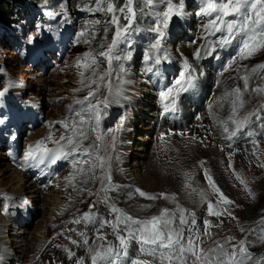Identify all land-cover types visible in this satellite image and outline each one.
<instances>
[{
	"label": "rangeland",
	"instance_id": "1",
	"mask_svg": "<svg viewBox=\"0 0 264 264\" xmlns=\"http://www.w3.org/2000/svg\"><path fill=\"white\" fill-rule=\"evenodd\" d=\"M76 1L52 0L47 10L40 9L30 20L22 17L15 20L11 14L0 12V92L3 93L0 95V134L4 131L1 128L7 126L4 137H0V225L11 224L9 231L0 233L9 236L6 238L8 249L5 247L0 251V264L7 252H15V232L24 226L30 230V235L26 236L28 243L36 240L40 231H45L48 238L43 247L28 250L24 260L26 264H57L60 260L66 261L68 245L64 244L65 250H60L54 244L58 241H55L47 247L46 243L55 234L58 233L60 239L64 233L79 227L78 231H73V241L76 243L71 241V244L79 250H86V256H91L97 250L102 251L109 244L114 250L122 252L114 229L116 217L120 215L123 219L126 213L145 220L159 215L165 208L175 214L174 227L179 226L180 208L185 210L184 215L189 222L191 214L195 213L197 223L189 226L198 231V251L206 252L219 242L229 250L235 245L239 258L238 242L245 240L252 257L245 260V264H264V240L259 238L264 236V92L256 91L264 89V68L252 71L264 64V48L244 58L247 55L241 52L243 41L247 39L244 33L235 35L232 42L224 47L209 44L211 40L219 41L226 32L210 35L209 32L213 30L205 29L210 19L220 15L219 8L211 16L202 14L208 0H184L183 8L180 7L181 0H171L173 15L167 28L162 25V13L168 10L167 0H153L152 4H148L147 0H132L135 16L130 22L125 19L130 15L127 13V0H99V3L96 0L94 6L86 4L85 9H77ZM109 2L114 6L113 13L107 12ZM213 2L219 4L221 0ZM31 3L32 0L17 1L20 14L24 5ZM98 7L104 11L97 10ZM122 7L125 8L124 13L119 11ZM113 15L118 17L119 27L128 30L112 53L113 57L120 59H113L109 63L106 57H100L98 53L106 52L112 43L117 27L111 23ZM235 18L234 14L224 17L225 21ZM62 27L72 31L71 47L64 54L60 50L47 51L43 47L44 36ZM158 27L160 30L156 31ZM158 41L159 46L153 47ZM171 48L177 49L180 54H172ZM39 49L46 51V55H37ZM86 52L96 54L97 59V63L91 64L88 69L77 64L85 59ZM197 52L199 57L196 56ZM31 55L37 56L39 63L34 64ZM129 56L130 59L127 58ZM145 56L149 59L145 60ZM42 59H47L48 63L42 64ZM162 64L166 65L165 72L174 68L170 78L173 80L175 77L174 81L180 79L182 73L185 78L191 75L189 70L198 79V82L195 79L192 81L199 86L197 96L186 104L185 113L188 116H183L188 128H180V125L173 127L171 121H164L159 126L156 121H160L155 119L151 131L145 130L150 124L147 122L150 110L157 108L161 112L165 110V105H169L170 109L175 108L176 102L172 105L171 101H176L186 92L179 91L177 95L176 85L158 89L153 79L155 73L151 70L157 67V74L161 75ZM186 64L189 70L185 68ZM199 66L208 68L210 73ZM81 71L85 77L83 84ZM89 76H92L94 83L90 82ZM243 77L248 78L247 88ZM149 79L156 89L151 93L152 106L146 99L131 96V87L151 89ZM237 88L241 95L246 96L248 104L233 112L232 102L236 97L232 93ZM169 89H173L172 95L165 100L162 93ZM89 92L95 95L88 97ZM226 92L229 95L225 100ZM105 99L108 100L107 106L102 103ZM180 100L183 103V97ZM77 101L83 103L77 104ZM192 101L196 102V106ZM98 102L100 120L97 126L89 103L96 105ZM206 103L208 108H204ZM16 104L21 106L19 110L25 117L18 128L20 139L17 138L18 133L15 135L13 132L18 122V109H14ZM69 106H72L71 110ZM198 107L201 109L198 110ZM77 113L81 116L78 117ZM250 113L253 115L249 122L238 128L236 122L244 121ZM31 114L39 120L31 119ZM230 116L232 120H229ZM80 120L86 122L81 128L87 139L80 140L81 148L75 153L79 158L72 162L69 161L70 156L61 158L62 167L58 176L45 186L38 184L43 188V193H40V201L36 202L38 207L31 205L38 210V215L34 220L32 215H28L30 222L16 221L18 208L13 206L15 201L21 202L17 198L21 190L14 195L11 193L15 185L23 182L17 180L12 185V179L2 174L5 166L14 164L5 154L8 141L14 137L24 159L29 148L34 149L40 141H44L42 147L50 150L66 144L68 133L64 122L71 126L73 122L79 124ZM175 120L179 123L177 118ZM233 132L235 135H232ZM243 132L247 133L240 135ZM253 135L256 141L245 144L247 136ZM61 136H65L64 141L60 140ZM144 137L150 140L144 141ZM137 146L143 149L133 150ZM83 148H88L90 155H86ZM97 156L103 157V168L93 167L98 164ZM129 157L131 160L143 158L149 161L156 157L158 165L154 169L148 168L151 173L145 180L135 181L124 170ZM85 160L88 162L84 163ZM74 161H79L75 168ZM17 171L24 172L21 165L15 167L14 173ZM205 171L212 177V183L232 203L220 199L219 193L207 180ZM25 176L29 178L26 173ZM70 177H73L71 182ZM105 188L107 191H103ZM136 189L143 190L146 196L141 197ZM249 190L253 195L249 194ZM118 199L123 202L119 203ZM206 203L213 205V212L225 215L230 212L231 217H227L223 223L209 221L211 215ZM55 205L60 206L55 208ZM112 206L122 211L113 213ZM9 209H14V216H11ZM51 211L57 214V221L47 225ZM21 212L27 213L24 207ZM85 212L94 213L96 219L85 222L82 219ZM77 219L81 220L79 224L74 222ZM205 220L210 222L207 228ZM119 227V235L126 237L124 225ZM228 238H232L230 243H226ZM85 239L88 240L86 245L83 243ZM89 248L92 249L91 253ZM18 253L16 251L12 256L15 258ZM128 256L146 260L149 264H159L158 259L141 254L136 240L130 242ZM189 263L192 264L191 261ZM83 264H91V261H83ZM100 264L104 262L100 261ZM165 264L169 262L165 261Z\"/></svg>",
	"mask_w": 264,
	"mask_h": 264
},
{
	"label": "snow or ice",
	"instance_id": "2",
	"mask_svg": "<svg viewBox=\"0 0 264 264\" xmlns=\"http://www.w3.org/2000/svg\"><path fill=\"white\" fill-rule=\"evenodd\" d=\"M153 0H147L148 4H152ZM99 3V0H98ZM168 10L162 13L163 20L162 25L164 28H167L169 23V18L173 15V5L171 0H167ZM132 0H127L126 8L129 16H125V19L129 22L135 16L133 8L131 7ZM180 7H184V0H181ZM219 8L220 15H217L215 19H210L209 23L205 25V29H212L213 31L209 32L210 35L215 34L216 32H226V35L222 36L218 41V46L224 47L232 42V39L235 35L244 33L247 36V39L243 41V47L241 48L242 53H247L244 58H248L253 55V53L257 52L259 49L264 48V0H227V2H221L219 4L213 2V0H208L207 8L202 10L203 15L211 16L213 12H215ZM99 11H104L103 8H99ZM121 13L125 12V8L122 7L119 10ZM107 12L113 13L114 6L111 2L107 5ZM179 15L180 13H176ZM234 14L235 19L225 21L224 17H228ZM99 23V21H97ZM111 23L113 25H117L115 30V35L112 39L111 45L108 46L107 51H101L98 53L100 57H106L109 63L113 59H120V57H113L112 53L115 47L118 45L121 39L124 38L125 32L128 30L127 28L121 29L118 24V17L113 15ZM159 31V27L155 29ZM107 29H105V32ZM87 42V41H86ZM159 41L153 47H158ZM196 56L199 57V52L196 53ZM130 59L131 57H127ZM145 60H148L149 57L145 56ZM90 61V63H89ZM159 63V60L156 61ZM96 54L92 52L85 53V59L83 61H78V66L88 69L91 64H96ZM185 68H188V65H185ZM258 68H264V64L258 65L257 68H253V72H256ZM96 73L93 71V76ZM81 83H84V72L81 71ZM103 77H101L102 79ZM88 79L90 82H95L92 76H89ZM194 77L190 74L185 78L184 74H181V78L176 81L177 85V95L179 91H187L188 87H191L192 81ZM245 80V88H247V77H243ZM185 84L187 86H185ZM79 90V89H78ZM258 92H264V89H257ZM173 89H169L168 92L162 93V96L165 100L168 99L170 95H172ZM3 93L0 92V95ZM95 95L94 92H89L88 97H92ZM229 93H225V99H227ZM232 95L236 97L233 103V112L236 111L237 107L243 106V101L241 99L240 89L237 88L233 90ZM85 99H88L87 97ZM175 99L171 101V104H175ZM77 104L83 103V101H77ZM98 102L96 105L89 103V108L95 113V120L97 122V126L100 120V108ZM105 106L108 104V100L105 99L102 102ZM70 110L72 106H69ZM169 105H165V111H168ZM253 114H249V117H245L244 121H237V127H244L245 123L249 122L250 116ZM77 116H81L80 113H77ZM233 117H229V120H232ZM57 123H60L59 121ZM86 123L84 120H80L79 124L73 122L70 126L67 122H64V128L66 129L67 141L66 144L57 147L56 149H48L42 147L44 141H40L37 143L36 147L29 148V151L26 153L24 159L25 162L29 160H33L36 158V154L40 153V159L43 161L45 156H49L51 158V163L55 164L61 158L67 159L69 156L73 155V153H78L81 148L80 140L87 139L85 132L82 130L81 126ZM225 132L228 131L227 127H225ZM235 135V132L232 133ZM79 138V139H77ZM99 138V137H98ZM51 139V137H48ZM61 141L65 140V136L60 137ZM68 148V151L64 149ZM83 151L86 155H90V151L88 148H83ZM98 164L93 165V167H104V159L103 157H96ZM88 161L85 160L84 163ZM79 161H74L73 167H76V164ZM264 167V165H262ZM80 171H83L82 169ZM205 176L209 183L212 185L215 192L219 193L220 199L225 203H232L227 196L220 190L218 186L212 183V177L207 174L205 171ZM73 177L69 178V182H71ZM110 179V177H109ZM239 179V177H237ZM243 183V181H241ZM103 191H107V188L103 189ZM141 197H145L146 193L143 190L136 189ZM249 194L253 195L251 190H249ZM164 195V194H162ZM203 196V193L201 194ZM155 198V197H150ZM105 203L107 200L105 199ZM90 207H94L90 206ZM111 211L113 213H119L122 210L117 209L115 206L111 207ZM179 226L174 227L175 224V214L169 213L167 208L163 209L159 215H154L149 219L141 220L138 218H133L128 214H123V219H121L120 215L116 217V222L114 224V229L117 233V239L119 240L120 248L114 250L113 246L110 244L107 247H104L103 250H97L94 254L91 255V264H99L100 261H103L104 264H149L146 260L132 259L128 256V248L130 246V242L132 240H136L139 245V251L141 254L148 255L154 259H158L159 264H165V261H168L169 264L175 262V264H189V261L192 264H245V260L251 259V253L248 252L245 246V240H240L239 243V258H237V249L235 245H232L231 250L226 248L223 244L216 242V246L214 248L208 249L206 252L203 250L198 251V241L200 239L198 231H194L191 226L196 225V217L195 213L191 214V221L189 222L188 218L184 215L185 210L179 209ZM208 213L210 215H220V213L213 212V205L211 203L208 204ZM229 216L232 213H228ZM82 219L85 222H91L96 219L94 213L85 212ZM79 224L81 220L77 219L74 221ZM104 223H108L105 221ZM209 221L205 220L204 224L207 228L209 225ZM120 225H124L123 231L127 233V236L119 235ZM191 225V226H189ZM187 226V235H185V227ZM243 231V229H241ZM264 231V230H262ZM83 235V233L81 234ZM261 240H264V236L259 237ZM232 238H228L226 243H230ZM76 243V241H72ZM83 243L88 244V240L85 239ZM88 251L91 253L92 249L89 248ZM74 253L69 252V258H72ZM78 264H83V259L78 261ZM259 264V262H257Z\"/></svg>",
	"mask_w": 264,
	"mask_h": 264
},
{
	"label": "bare ground",
	"instance_id": "3",
	"mask_svg": "<svg viewBox=\"0 0 264 264\" xmlns=\"http://www.w3.org/2000/svg\"><path fill=\"white\" fill-rule=\"evenodd\" d=\"M211 43H214L216 45V47L218 46V41H216V40L209 41V44H211ZM170 51L172 52V54L175 53L174 55L180 54L179 51H177V49H175V48H171ZM37 55L45 56L46 54L41 49H39V50H37ZM41 62H42V64H47L48 60L42 59ZM38 63H39V60H38ZM199 67L203 71H205L206 73H210V70L208 68L205 69V68H202V66H199ZM188 70H189V68H188ZM189 71L192 74V76L198 81V79L195 77L194 73L191 72V70H189ZM149 83L152 85L151 89L150 88L142 89V87H137L135 89L134 87H131L132 88L131 89V92H132L131 96L146 99L147 102L149 103V106H152L151 104H153V99L151 97V93L155 89V86H153L154 82L151 79H149ZM204 84L206 85V83H204ZM206 91L208 92V89H206ZM182 97H183V106H184L183 116L186 118L188 116V114L185 113V111L187 109L186 104L188 102H190L189 100H191L192 98H195V96L191 94V91L189 88L182 96H179V98H182ZM241 99L243 101L242 108H244L245 104H248V100H247L245 95H241ZM203 100H205V99H203ZM192 104L196 106V102L192 101ZM204 108H208V103L205 104ZM237 108L240 109L241 107H237ZM148 109H149V107H148ZM197 109L199 110L201 108L198 107ZM148 115L150 118L147 119V122H150V124H148V126H146L145 130L151 131L150 129L153 128L152 123H153V120H155V119H159L161 122L165 121V117L163 116L162 111L160 112V110H158L157 108L150 110ZM30 117H31V119H33L36 122L39 120L38 118H34V116L32 114L30 115ZM181 119H182V117L180 116L177 120L180 121ZM31 123H34V122H31ZM37 125H38V123H37ZM16 126L19 128L21 127V125H16ZM1 129H4V131L0 134V137L3 138L4 134L6 132L7 126L4 125L3 128H1ZM143 140L144 141L150 140V138L144 137ZM244 142H245V144H248L247 140H245ZM126 143H128L127 140H126ZM142 149L143 148L139 147V146L133 148V150H138V151H141ZM131 153H133V151H131ZM5 154L8 155L7 150H6ZM126 160L129 161V163H127V165H125L124 170L126 172H128V175L130 176V178L135 180V181L145 180L146 177H148L151 173V170H149L148 168L152 167V169H154V166L158 165V159L156 157L152 158L150 161L143 159V158L138 159V160H134V159L131 160L130 157ZM15 167H17V165L10 164V165L5 166V168L2 170V174H3V176H5V178H8V176H9L12 179L11 180L12 185H14L17 180H22L21 182H23L19 186L15 185L14 191L11 193V195H14L15 192H19L21 190V193L17 197V198H19V200H21V202L19 203V201L18 202L15 201L16 204H15V206H13V207L18 208V213L15 214L14 212H12V210H14V209H9V211H10L11 216L12 215L14 216V214L16 215V221L30 222L28 215H32L33 220H34L36 215H38V213H39L38 210H35V208L31 207L32 204L35 205V207H38L36 202L40 201V193H43V188L39 187L38 184L45 186L46 184H49V183L48 182H44V183L35 182L30 177L26 178L25 173L22 171H17L14 173ZM117 201L119 203L123 202V200H121V199H118ZM56 202L59 203L58 200H56ZM208 204L209 203H206L205 206L208 207ZM59 206L60 205H55L54 207L56 208ZM120 206H122V205H120ZM22 207H24L26 209V211H27L26 215L21 212ZM28 211H29V213H28ZM216 213H220V215H211L209 217V221L218 220V221H222L221 223H223V221H225L227 217H231V216L223 214L222 212H216ZM56 217H57V214L55 213V211H51L49 218L47 219L48 220L47 225H50V223L55 224L57 221ZM10 227H11V224H8L7 226L0 225V233H1V231H9ZM44 230H46V229H44ZM78 230H79V227L74 228V231H78ZM15 233L17 234V237H15L13 239L15 241V244H13V245L16 247L15 252L14 251H11L9 253L7 252L3 258L2 264H11V263L12 264H26V261H24V260L26 259L28 250L34 251L36 249L43 247V244L48 239V238L46 239L45 231H40L39 233H37L39 236L36 238V240H31V242L28 243L26 236L28 234L30 235V230L25 226L22 227L20 230L16 231ZM8 237L9 236H5V235L0 234V251L2 249H4L5 247L7 248V246H6L7 239L6 238H8ZM57 239H58V233L55 234L53 236V238L48 240V242L46 243V246L48 247L49 245H51V243L57 241ZM72 239H73V235H70L69 241H68V246H67L68 252L66 254V256H67L66 264H78V261L80 259H83V261L90 262L91 256H86V252H87L86 250H79L75 245L71 244ZM46 248L42 249V251L46 250ZM16 251L19 253L14 258L12 255H13V253H16ZM69 252L74 253L75 259L69 258Z\"/></svg>",
	"mask_w": 264,
	"mask_h": 264
},
{
	"label": "trees",
	"instance_id": "4",
	"mask_svg": "<svg viewBox=\"0 0 264 264\" xmlns=\"http://www.w3.org/2000/svg\"><path fill=\"white\" fill-rule=\"evenodd\" d=\"M17 1L22 0H0V12H3L5 14H11L12 16H14L15 20H17L18 17L30 20L31 16L34 13L40 11V9L47 10V7L50 6L52 0H32L31 4L24 5L23 12H21V14L19 9L17 8ZM95 2L96 0H77L75 7L77 9H85L86 4H91L94 6Z\"/></svg>",
	"mask_w": 264,
	"mask_h": 264
}]
</instances>
